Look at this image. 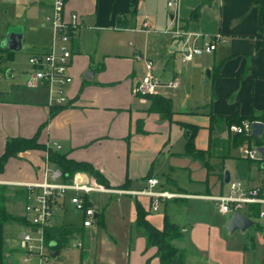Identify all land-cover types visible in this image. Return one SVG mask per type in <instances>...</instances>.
<instances>
[{
	"label": "crops",
	"instance_id": "obj_1",
	"mask_svg": "<svg viewBox=\"0 0 264 264\" xmlns=\"http://www.w3.org/2000/svg\"><path fill=\"white\" fill-rule=\"evenodd\" d=\"M17 1L29 5L33 17L38 14L42 16V28H50L45 23V15L50 9L49 0ZM167 2L168 0H66V14L76 12L83 22V26L71 40V73L74 76L70 90L71 101L51 117L53 108L58 107L49 105L48 90L44 87L30 88L25 84L32 69L24 70L17 65V82L13 81L12 84L7 81L16 78V69L5 72L6 82L0 70V85L7 87V90L0 89V156L4 153L9 138L33 137L47 123L46 127H42L39 141L51 144L55 149V144H58L59 151L67 154L68 158L93 164L107 178L111 188L140 190L147 187L148 178L157 177L166 188L189 195L186 198L167 200L158 211H154L148 197L105 193L109 195V201L114 195L120 197L119 202H122V196L129 197L134 203L139 199L148 211L149 221L159 229L164 227L166 217L178 225L182 236L175 245L184 252L186 264H217L215 260L220 256L235 260L239 254L242 256L234 262L245 264L248 254L255 256L258 253L261 254V261L257 263L264 264V240L257 233L258 226L254 223L245 231L235 230L231 233L228 225L233 213L220 212L217 202L205 197L228 191V183L224 180L225 171L229 169V164H236V153L239 150L231 151L228 158L213 157L210 174L203 166L204 178L191 179L201 183L192 187L198 192L189 191L180 185L175 175L178 168L191 171L192 168L202 166L197 160L184 155L189 131L183 123L208 130L207 138L203 137L200 144L199 134L196 138V146L207 149L210 113L264 118V0H179V9L175 15L169 10ZM176 25L201 33L202 37L198 39L200 44L217 35H221L222 40L217 43L214 51L192 60L195 61L196 71L203 73L208 70L209 79L203 95L196 100L194 107L190 102L188 87L191 68H175L172 71L167 79L179 80L180 86L173 89L183 87L182 97L176 107L173 97L160 93L172 99L175 112L172 120H161L159 114L148 111L150 102L134 92L141 79L136 62L143 63L137 57L142 54V49L135 47L126 50L124 44L117 39L121 32L151 37V34H162L167 28ZM49 30L53 35L52 28ZM7 32L9 31H6V35ZM25 34L23 30V49L12 53H21L29 48ZM143 36L141 37L144 38ZM169 39L176 41L177 46L182 48L179 38ZM50 41L51 39L42 42V46L39 45L34 50L30 49L28 55L47 50ZM130 45L133 44L130 42ZM38 48L42 49L37 50ZM176 49L171 47V52L176 54ZM153 51L148 49V53L153 54ZM3 52L12 54L8 50ZM91 70L94 71L93 78L88 77ZM164 70L165 68L160 69L162 76L165 75ZM6 91L10 96L3 95ZM199 117L200 121L197 120ZM226 132L229 134L228 131L223 134ZM45 155L44 150H28L10 158L4 172L0 173V183L6 185L10 182L40 179ZM160 156L163 159L156 169ZM253 168L257 171V176L248 174L245 178L236 176L233 179L229 170L231 179L242 180L249 186L258 185L264 179V172L256 166ZM124 184L127 187L123 188ZM6 186L11 190L19 188ZM98 195L93 196V201L97 211L102 213V225L105 226V209H101ZM193 199L214 202L216 212L221 215V226L213 227L197 222L194 215L190 214V201ZM24 203L22 196L13 193L6 206L11 213H14L11 208H14L17 210L14 214L23 216ZM151 212L162 213L163 218L159 219ZM135 221L132 224L131 246L127 251L129 255L126 264H160L157 248L147 246L145 237L135 229ZM55 223L58 225L57 221ZM13 225L22 228L21 224L8 223L5 229ZM67 226L79 230L80 233L76 235L80 234L82 237L84 229H87ZM237 231L244 235L243 250L234 249L227 240L229 235ZM220 235L222 238H219ZM79 242L83 243L79 248H84V240ZM7 246L6 238V248ZM13 254L21 255L22 252L14 248L6 250V261L24 263V259L14 262Z\"/></svg>",
	"mask_w": 264,
	"mask_h": 264
},
{
	"label": "built area",
	"instance_id": "obj_2",
	"mask_svg": "<svg viewBox=\"0 0 264 264\" xmlns=\"http://www.w3.org/2000/svg\"><path fill=\"white\" fill-rule=\"evenodd\" d=\"M12 2L14 0H6ZM50 9L45 15V23L53 30L52 45L45 51L36 52L29 56L32 71L28 74L25 84L30 88L44 87L49 93L50 106H66L70 103V90L74 83L71 73L73 50L71 40L83 26L81 16L72 12L66 14V0H49ZM167 6L175 15L179 9V0H168ZM165 33L181 40V58L183 62L192 61L196 56L216 49L217 43L222 40L221 35L208 42L198 43L202 37L199 32L183 29L179 25L169 27ZM138 60L144 63L146 74L136 84V95L158 94L159 88H178V79L164 80L155 76L157 65L143 54L137 55ZM256 121L244 120L241 124H232L230 134L252 136L253 123ZM263 135V134H262ZM253 137V136H252ZM262 137V136H261ZM242 149L243 158L258 162L264 155L258 146L246 140ZM52 147L51 144L47 145ZM59 150L60 146L55 144ZM5 185V183H0ZM147 187L140 190H115L99 182L89 174L76 173L71 181H65L62 170L55 166L46 155L41 166L40 179L32 182H10L6 185L19 186L26 191L24 203V217L20 237V252L24 254L25 264H47L51 257V246L46 239V230L56 226V216L60 209H66L69 202L76 210L84 214L83 227L88 228L96 224L97 208L93 196L98 193H121L136 197H148L151 209L158 211L163 202L174 198H186L189 195L166 188L157 177L147 180ZM218 204L222 213L239 211L252 220L257 218L259 223L257 233L264 240V179L255 186H249L242 180L231 179L226 193L205 196ZM90 201L91 204H88ZM259 207L258 214L254 207ZM83 243H74V247H82Z\"/></svg>",
	"mask_w": 264,
	"mask_h": 264
},
{
	"label": "rangeland",
	"instance_id": "obj_3",
	"mask_svg": "<svg viewBox=\"0 0 264 264\" xmlns=\"http://www.w3.org/2000/svg\"><path fill=\"white\" fill-rule=\"evenodd\" d=\"M41 23L42 16L38 14L37 17H33L32 9H30L29 5H26L25 3H19L17 0L12 3H8L6 0H0V43L2 39L5 38L4 36H6V31H9L10 29L16 31L17 29H21L25 31V38L27 39L28 44H30L29 48L27 47L21 53H12L10 55H7L6 52H2V50H0V70L2 71L4 82H6V79L4 78L5 72L10 70L12 71L13 69H16V80L9 79L10 81L7 82L11 84L13 83V81L17 82V65L19 68H22L24 70L32 69L29 63V51L36 49V47H38L39 45L42 46V42L49 41L50 39L51 41L48 46L50 47L52 45L53 35L51 34L52 31L49 30L51 27L42 28ZM2 35H4L3 38H1ZM121 35L118 36L117 40L120 43L124 44L126 50L133 49L135 47L138 49H142L141 53L146 55V58L152 59V61L155 62V64L157 65V69L155 70L156 77H163L165 80H168L167 78L170 76V74H172V71L175 68H180L181 70L185 68H191V73H189L188 75V79H190L188 82V87L189 96L191 97L190 102L191 105L194 107L196 100L204 93L206 81L209 80L208 70H205L203 73L198 72L194 69L195 61L187 63L183 62L181 58V52H179L181 50V47L179 48V46H177V42L173 39L172 41H170L169 38H172L173 36L169 33L167 34L164 32L162 34H151V37H147L146 35L143 36L142 34L135 35L127 32H121ZM141 36H143L144 38H142ZM130 42L133 44L132 46L130 45ZM171 47L177 48V52H175L176 54H174V52H171ZM42 48H38L37 50H40ZM149 48L154 50L153 54H151L152 52L148 53ZM139 63L140 62L138 61L136 62V64L139 66L140 76L141 78H143L146 74V71L143 66V63ZM162 68H165L164 76H162L163 72L160 71V69ZM0 89L7 90V87H1L0 85ZM182 90L183 87L181 89L162 87L159 88L158 91L159 93L167 94L170 97H173L175 105L176 107H178V103L180 102V99L182 97ZM3 95L10 96V93L6 91V93H4ZM144 96L145 95H141V97ZM147 101L149 100L147 99ZM200 119V117L197 118V120L199 121ZM200 129L197 133V135L199 134V144L200 141H202L203 137L207 138L208 136L207 129ZM226 131L229 132V130ZM214 134L215 136H219L222 138L223 136H225V139L233 135L230 134V132L229 134L227 132L226 134H223L218 131H215ZM244 144L238 149H232V152H234V150H239V153H236V156H238V158H236V164L228 165V170L231 171L233 179H235L236 176L239 178H245L246 176H248V173L252 177L258 175L257 171H255L253 167L251 169L248 168V163L245 159L238 160L240 157H242V149L245 146ZM201 145H203L202 142ZM162 159L163 157L160 156L159 160L156 162V169H158L157 166L159 165ZM198 162L202 166L199 165L197 169L192 168V170L190 171L189 169L178 168L175 170V175L178 178L180 185L184 186L189 191L198 192V190H195L196 188L192 187L197 186L201 183L192 180L204 178V165L200 161ZM7 193L9 197L7 200L8 202L9 199L13 197L14 190L9 189ZM98 198L100 199V203L102 206L101 209H105V226H97L95 224L91 228L84 229L83 237L80 236V234L73 236L71 239L75 241L73 242V240H71V242H69L66 247L60 249V254L58 256H51L47 264H126V260L129 255V252L127 251L131 246L130 235L133 226L132 224H134L136 216L135 203L129 197L125 196L121 197L122 202H119L120 197L117 195H114L113 198L110 199V201L108 200L109 195L106 194L98 195ZM11 210L14 213L17 212V210L14 208H11ZM190 212V214L194 215L196 221L199 223H203L205 225L207 224L213 227L221 226V215L216 212V204L214 202H205L199 199H193L190 201ZM153 214L159 219L163 218L162 213ZM56 221L58 225H73L83 230L84 214L76 210L68 202L66 209L58 210ZM254 221L255 223L260 222L258 218ZM21 233V227L19 228L15 225L7 226V229H5V235L8 241V246L6 250H11L12 248H14L17 251H20ZM219 238H222L221 235L219 236ZM178 239L179 238L175 239L173 243L175 244ZM81 240H84L85 242L84 248L81 249L79 247L73 246V243L79 242ZM227 240L230 242L234 249H244V235L240 231H237L233 235H229ZM180 252L183 251L180 250ZM241 256L242 255L240 254L236 255L235 260L238 257L240 258ZM12 259L14 262H19L24 259V254H13ZM235 260L234 258H232V260H227L226 258H223V256H220L215 261L217 264H237V262H234ZM258 261H261V254L258 253L255 256L248 254L246 257L245 264H258Z\"/></svg>",
	"mask_w": 264,
	"mask_h": 264
},
{
	"label": "trees",
	"instance_id": "obj_4",
	"mask_svg": "<svg viewBox=\"0 0 264 264\" xmlns=\"http://www.w3.org/2000/svg\"><path fill=\"white\" fill-rule=\"evenodd\" d=\"M0 50H2V52L5 51V49H3L1 46ZM6 54L10 55L8 52ZM144 97L150 101L148 108L149 112L159 114L161 120L173 119L175 112L173 110V102L171 98L160 93L147 94ZM63 107L64 106L53 108L51 117ZM209 117L210 138L209 147L207 149H200L196 146L195 139L200 127L194 124L183 123V126L189 131L184 155L200 161L204 167L207 168L209 174L213 167L211 163V159L213 157H230L232 149H238L246 142V140L250 143H254V145L258 147L264 146V132L262 137L258 140L252 136L246 137L243 134H233L231 137L226 139L215 136L214 134L215 131L223 133L228 130L232 124H241L244 120H261L264 122L263 117H257L254 115L243 117L238 114L223 116L211 113L209 114ZM46 125L47 123L41 126L39 131L33 137H11L7 140L5 151L0 156V173L4 172L5 166L9 159L12 157H17L21 152L28 150H44L48 152L50 161L62 170L65 181H71L76 173H87L90 176L95 177L99 182L110 186L107 178L99 170H97L93 164L70 159L68 158L67 154L41 143L39 141L40 133L42 127H46ZM240 159H245L247 161L248 168L251 169L253 166H256L258 169L263 170L264 172V157L258 162L242 157H240L238 160ZM122 187H127V184H124ZM8 190V186L0 184V264H17L6 261L5 226L8 223H18L22 225L26 223V218L24 216L9 212L6 206L7 200L9 198L7 195ZM14 195H20L24 198V201L26 200V191L22 188H17L16 190L14 189ZM88 204H91L90 201ZM135 206L137 214L135 229L138 234L145 237L148 247L154 246L157 248V255L160 259V264H186V256L184 252H180V250L173 243L175 239L182 236L181 228L169 221L168 217H166L164 227L159 229L149 221L148 211L146 210V207L142 201L136 199ZM254 209V212L258 214L259 207L255 206ZM102 223V213L97 211L96 224L102 225ZM77 233H80L79 230L72 226L56 225L46 230V239L48 242H56L54 249L60 250L66 247L69 244L71 238Z\"/></svg>",
	"mask_w": 264,
	"mask_h": 264
},
{
	"label": "water",
	"instance_id": "obj_5",
	"mask_svg": "<svg viewBox=\"0 0 264 264\" xmlns=\"http://www.w3.org/2000/svg\"><path fill=\"white\" fill-rule=\"evenodd\" d=\"M23 30L17 29L12 30L10 29L5 38L1 41L0 46L8 51L11 52H20L23 49ZM94 71L91 70L88 73V77L93 78ZM264 132V122L263 121H256L253 123V131L252 136L256 140L260 139L262 134ZM258 150L264 155V146H259ZM224 180L226 183H229L231 180V173L229 170L225 171ZM254 220H252L250 217L246 216L245 214L236 211L231 215L228 229L231 233H233L235 230H242L245 231L249 228H251L254 225ZM51 256L55 257L60 252L54 247L56 246V242H51Z\"/></svg>",
	"mask_w": 264,
	"mask_h": 264
}]
</instances>
